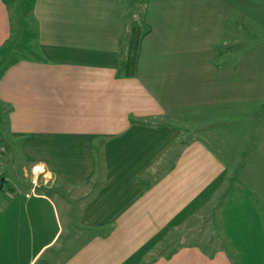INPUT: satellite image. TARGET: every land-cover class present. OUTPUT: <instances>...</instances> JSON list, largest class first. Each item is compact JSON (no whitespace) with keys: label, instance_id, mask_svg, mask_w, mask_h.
<instances>
[{"label":"crops","instance_id":"1","mask_svg":"<svg viewBox=\"0 0 264 264\" xmlns=\"http://www.w3.org/2000/svg\"><path fill=\"white\" fill-rule=\"evenodd\" d=\"M139 1L151 31L125 76L123 0H34L18 56L0 0V264H264V111L227 113L264 100V44L210 60L227 21L264 27V0ZM226 194L218 255L199 218Z\"/></svg>","mask_w":264,"mask_h":264},{"label":"rangeland","instance_id":"2","mask_svg":"<svg viewBox=\"0 0 264 264\" xmlns=\"http://www.w3.org/2000/svg\"><path fill=\"white\" fill-rule=\"evenodd\" d=\"M123 1L126 3V7H127L126 23H125V29H124V32H126L131 24L139 23V21L143 20L141 17L144 13L145 5L147 7V3L145 1V3L143 4L139 0H123ZM8 4H9V9H10L9 12H10L11 23H12V28H13L12 40L16 41V38H18L22 41V44H18V46L16 47L15 53L17 56L23 53L29 55L31 51H34L37 49L36 47V23L31 13V0H8ZM253 10L255 12L259 11L261 13H264V10H259V9H253ZM145 20H146V17L144 18V22H146ZM260 20L264 23V18ZM228 23H231V22L227 21V25L226 26L222 25L221 26L222 30L219 29L218 33H216V37H218L219 39L217 40L215 48L213 49L215 55L213 54V56H211L210 58L211 63L215 65L216 67H220V66L222 67L224 65L234 64V63H237L236 65L239 66L240 63L238 60L241 57L239 53H238L239 56L235 55L236 52L240 50V51H243L242 54H245V52L248 49L257 47L258 44H264V27L254 26L251 24L238 25L235 23L233 24H228ZM148 25L151 27L150 24ZM257 33L260 36V40H261L260 42L255 41L254 38L252 37L256 35ZM203 44H205V42H203ZM203 47H207V46L204 45ZM209 49H210V46H209ZM211 50H212V47H211ZM121 57H123L122 48H121ZM243 58L244 57H242L241 59ZM139 63H140V58H139ZM262 101L264 100L258 99L257 103L255 104L254 102L251 103L249 102V100H247L243 104L232 105V109L227 107V113L231 111V114L240 115L242 112L250 113V112L255 111L256 113L261 114L264 111V105L261 104ZM234 117L235 116H232V118ZM222 126L223 125H221V123L220 124L217 123L216 130L222 128ZM227 128L229 129L234 128L236 130L239 129V127L237 126L235 127V126H230V125H228ZM219 142H222V138L219 139ZM225 142H227L228 144H231V142L233 143V140L230 137V138H227ZM212 147L216 149H220V151L217 152V155H219L224 160L227 167H229L228 170L236 171L234 167H235L236 161L239 160L240 154L238 152H234V150L230 146H227L226 151L224 148L220 147V145H214ZM259 164L262 165L263 163L260 161ZM254 165H256V162L254 163ZM237 171L236 173L233 172V175L236 174V177H237ZM246 171H248V175H251V176L246 175L247 179L257 178V177H254V175H252L251 173H249V170H246ZM259 171L261 170H258V172ZM262 172L264 176V169L262 170ZM241 178H243L242 182H244L245 179L243 175L241 176ZM259 179L260 181L263 180V183H264V177H260ZM223 189L221 188L219 191H222ZM224 198L226 201L222 200V198L216 199L214 202V208H213V205L211 206V208L213 209H211L208 206L211 211L210 210L208 211V208H206L207 206H204L206 209L205 208L201 209V211L204 210L203 211L204 214H206L205 211H208V213L210 212L211 217H208L207 219H205L202 217L203 214H201L200 216L201 218H199L200 234H199V238H197L198 243H200V245H205V249H207L208 251L212 253H216L218 255L219 253H222L221 248H224L225 254H227V234L225 233L226 237L225 239H223L224 236H223V233L221 232V226L225 227L223 223L227 225V218L226 219L223 218V213L227 211V194ZM225 214H227V212ZM252 227L254 228V230H257L256 234L258 235L264 234V228L259 226V223L257 226L256 221H255V224L252 222ZM224 230L225 229H223V231ZM250 232L251 231L246 230L247 235L250 237L252 241L251 237L254 233L252 232L250 233ZM210 238L212 239L211 241H210ZM254 252L255 250H252L249 253L251 254ZM233 253L235 254L237 260H239L238 258H240V255L238 251L236 253V250L234 249ZM252 260H255V259H252Z\"/></svg>","mask_w":264,"mask_h":264},{"label":"trees","instance_id":"3","mask_svg":"<svg viewBox=\"0 0 264 264\" xmlns=\"http://www.w3.org/2000/svg\"><path fill=\"white\" fill-rule=\"evenodd\" d=\"M33 1L31 0V5ZM141 18L142 21L131 24L127 31L121 34L123 53L121 72L125 76H133L137 73L143 39L151 31V27L144 22V14Z\"/></svg>","mask_w":264,"mask_h":264},{"label":"built area","instance_id":"4","mask_svg":"<svg viewBox=\"0 0 264 264\" xmlns=\"http://www.w3.org/2000/svg\"><path fill=\"white\" fill-rule=\"evenodd\" d=\"M5 150H6L5 145L3 143H0V159L2 158Z\"/></svg>","mask_w":264,"mask_h":264}]
</instances>
